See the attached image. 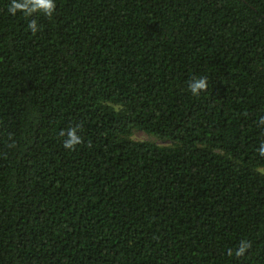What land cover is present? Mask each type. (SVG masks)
<instances>
[{"label": "trees", "instance_id": "trees-1", "mask_svg": "<svg viewBox=\"0 0 264 264\" xmlns=\"http://www.w3.org/2000/svg\"><path fill=\"white\" fill-rule=\"evenodd\" d=\"M9 3L0 264H264V0Z\"/></svg>", "mask_w": 264, "mask_h": 264}, {"label": "clouds", "instance_id": "clouds-1", "mask_svg": "<svg viewBox=\"0 0 264 264\" xmlns=\"http://www.w3.org/2000/svg\"><path fill=\"white\" fill-rule=\"evenodd\" d=\"M55 9L56 0H10L7 11L12 16L20 14L25 19H28L33 15H43L52 18ZM26 31H30L33 35L40 31L37 19L28 20ZM208 87L209 81L206 77L193 76L187 83V89L193 96H199L201 93L206 92ZM259 123L264 125V117H261ZM60 136L64 138L63 147L69 151L74 150L83 142L78 127L62 130ZM258 151L261 155H264V143L259 145ZM249 246L247 241L241 240L234 254L236 256L243 255ZM228 254L233 255V252L229 250Z\"/></svg>", "mask_w": 264, "mask_h": 264}, {"label": "rangeland", "instance_id": "rangeland-1", "mask_svg": "<svg viewBox=\"0 0 264 264\" xmlns=\"http://www.w3.org/2000/svg\"><path fill=\"white\" fill-rule=\"evenodd\" d=\"M134 138H136V139H154L158 143H163L161 140L156 139L154 137H151V136H149V135H147V134H145V133H143L141 131H135Z\"/></svg>", "mask_w": 264, "mask_h": 264}]
</instances>
